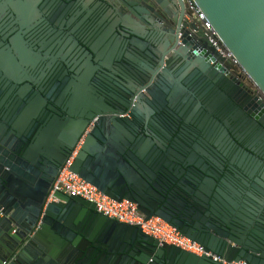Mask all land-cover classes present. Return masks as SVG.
Here are the masks:
<instances>
[{"label": "water", "instance_id": "95a60500", "mask_svg": "<svg viewBox=\"0 0 264 264\" xmlns=\"http://www.w3.org/2000/svg\"><path fill=\"white\" fill-rule=\"evenodd\" d=\"M51 1L65 3V29L56 7V29L20 48L0 6V264H220L51 193L71 154L70 171L109 199L227 261L264 264V149L240 137L264 138V0H192L253 98L184 14L174 25L162 9L157 34L138 0Z\"/></svg>", "mask_w": 264, "mask_h": 264}, {"label": "built area", "instance_id": "2783aa9c", "mask_svg": "<svg viewBox=\"0 0 264 264\" xmlns=\"http://www.w3.org/2000/svg\"><path fill=\"white\" fill-rule=\"evenodd\" d=\"M185 15L184 21L194 24V34H201L203 40L209 43L215 51L226 60L231 70L241 72L231 56L225 52L214 37V33L208 22L205 21L203 14L199 11L192 0H181ZM119 118L128 117V113L118 115ZM74 154H71L60 168L51 187V193L62 192L67 196L78 197L87 202L93 203L95 211L103 216L115 220L118 223L136 227L147 236L156 239L159 243L176 247L180 250L192 253L197 256H206L220 264H248L245 261H227L211 252H208L200 244L186 238L174 227L164 222L160 218L152 217L146 219L137 209V206L128 201L121 200L115 202L99 192L95 187L86 183L76 174L70 171ZM15 257H11L2 264H13Z\"/></svg>", "mask_w": 264, "mask_h": 264}, {"label": "flooded vegetation", "instance_id": "af4514ba", "mask_svg": "<svg viewBox=\"0 0 264 264\" xmlns=\"http://www.w3.org/2000/svg\"><path fill=\"white\" fill-rule=\"evenodd\" d=\"M131 1V0H130ZM174 3L178 8H174L171 3ZM138 0L137 7L144 16H147L154 26L155 33L160 34L166 30L168 21L162 13V9L169 11L171 16V23L177 24L180 15H185L184 5L180 4V0ZM54 4V3H53ZM51 0H0V6L5 7V12L1 15V32L5 38L12 36V40L16 47H23L24 40L22 37L25 34H29V39L33 38L37 31L40 29L42 33L51 32L56 29L52 26V12L57 7L60 9L58 15V29H65V15L66 5L63 1H57V4L53 6ZM22 36V37H21ZM197 37L201 40V34H197ZM9 46L6 41L2 42V48ZM223 67L226 68L230 81H238V85H241V90L246 97L253 98L257 96V92L248 81V79L241 73L230 69L226 62L223 63ZM234 81V82H235ZM194 91V89H190ZM199 91V90H196ZM211 92V91H210ZM145 92L141 93L136 91L133 98L143 99ZM245 98V96H244ZM135 100L133 101V104ZM230 114L234 115V112L230 109ZM236 120L234 124L238 126L246 127L250 129L249 124L244 121L243 117L238 115L235 116ZM258 130H264V128H258ZM242 141L245 143H252L257 141V151L264 149V138L257 133V129L254 128L252 131L244 132L240 136ZM257 155V154H256Z\"/></svg>", "mask_w": 264, "mask_h": 264}, {"label": "crops", "instance_id": "0c3cea01", "mask_svg": "<svg viewBox=\"0 0 264 264\" xmlns=\"http://www.w3.org/2000/svg\"><path fill=\"white\" fill-rule=\"evenodd\" d=\"M188 100H190V97H188ZM238 199V198H237Z\"/></svg>", "mask_w": 264, "mask_h": 264}]
</instances>
